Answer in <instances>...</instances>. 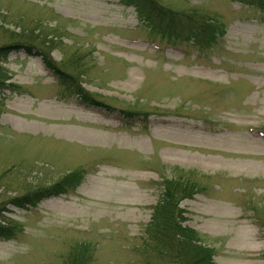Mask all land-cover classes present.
Returning <instances> with one entry per match:
<instances>
[{
	"label": "rangeland",
	"instance_id": "374dc122",
	"mask_svg": "<svg viewBox=\"0 0 264 264\" xmlns=\"http://www.w3.org/2000/svg\"><path fill=\"white\" fill-rule=\"evenodd\" d=\"M157 1L216 19L223 36L200 50L184 39L185 18L169 38L118 0H0V47L13 41L4 30L56 29L54 60L85 54V89L112 107L83 106L19 45L0 62L16 86L0 91V203L84 172L68 195L6 206L0 222L14 239H0V264H64L81 243L89 264H141L162 179L178 173L199 189L180 202L183 226L213 264H264V12L240 0ZM125 109L139 115L124 120Z\"/></svg>",
	"mask_w": 264,
	"mask_h": 264
},
{
	"label": "trees",
	"instance_id": "16d2710c",
	"mask_svg": "<svg viewBox=\"0 0 264 264\" xmlns=\"http://www.w3.org/2000/svg\"><path fill=\"white\" fill-rule=\"evenodd\" d=\"M118 1L135 9L140 25L146 26L151 31L167 34L169 38L173 35L171 31L182 23L180 17L185 18L187 36L184 39L188 42L192 41L199 46L200 50L209 49L224 34L223 25L216 19L204 17L194 11L186 14L173 12L157 0ZM240 2L264 12V0H240ZM4 32H7L9 39L13 41L0 47V62L6 59L11 49H15L12 46L19 45L29 57L41 58L44 68L83 106L112 110V107L102 103L95 94L85 89L87 83L83 81L86 77L85 54H79V50L74 48L73 51H63V57L59 62L54 60L52 53L61 51L60 49L63 48V38L56 29L51 32L42 27H35L29 31L23 28L18 33L8 30ZM7 82L6 73L0 67V91L16 90L15 85L7 84ZM120 113L124 120H134L139 115L132 109L121 110ZM83 177L82 171L72 172L49 186L30 189L22 195L2 201L0 217L2 218V213L7 212L6 206L27 210L35 208L43 200L68 195L77 188ZM161 185L160 199L153 207L150 222L144 228L143 245L135 251L139 255V260L142 261L141 264H213V249L204 244L202 237L196 231L183 226L185 218L183 211L179 208L182 200L197 194L199 191L197 183L178 173L171 178H163ZM260 224L264 229V219ZM0 239H14L13 228L7 226L5 221L0 222ZM91 250L92 247L89 244H76L64 256L63 263L89 264L92 261Z\"/></svg>",
	"mask_w": 264,
	"mask_h": 264
},
{
	"label": "bare ground",
	"instance_id": "6f19581e",
	"mask_svg": "<svg viewBox=\"0 0 264 264\" xmlns=\"http://www.w3.org/2000/svg\"><path fill=\"white\" fill-rule=\"evenodd\" d=\"M66 132V131H65Z\"/></svg>",
	"mask_w": 264,
	"mask_h": 264
}]
</instances>
